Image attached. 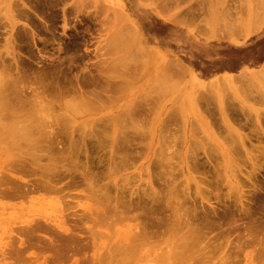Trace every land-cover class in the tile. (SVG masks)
Segmentation results:
<instances>
[{
  "label": "bare ground",
  "instance_id": "1",
  "mask_svg": "<svg viewBox=\"0 0 264 264\" xmlns=\"http://www.w3.org/2000/svg\"><path fill=\"white\" fill-rule=\"evenodd\" d=\"M145 1L143 2L145 3ZM179 1L181 0H153L152 4H157V7H154L152 11L157 15H160V17L165 20L171 21L175 24H179L181 23V21L178 17L175 18L166 14V12H168L169 9L174 5H177ZM206 1L207 4L209 2L208 5L210 7V1ZM243 1H239L237 12H243V14H241V18L239 19H242V15L244 16V19L243 21L240 20L238 26H240V24L244 25L246 33L249 34L252 31H258L264 24V7H261V5H264V0H258L259 2H257L256 0H253L255 2H253L252 0V2H248L247 0L246 2H244V4ZM25 2L32 4L31 0H0V32L2 31L0 33V147H2L0 149V153H8L13 149L15 151V154L18 152L16 155H13L14 152L9 153L11 156H9L10 158H0V161L4 159L1 163V166H3V170L7 171H0V175L2 174L1 172L5 174H2L3 177H1L2 175L0 176V199L19 201L22 203V205H24L23 201L27 200H34L32 204L37 203L36 207L35 205H31V207L33 206V208H25L26 214H28L27 217H30L31 219L27 220V224L24 227H21L17 230V232L23 237L19 238L18 246H14L10 249V258L14 259L15 262L13 264H40V258L43 257V254L51 252L53 254L51 255V259L48 261V264H68V262L75 256H79L80 258L79 260L75 259L72 264H241L243 261L245 262L246 259L247 262L249 261L248 264H252L253 262H257L258 264L264 263L263 260L260 263L261 259H264V180H262L264 178L258 180L259 178H257L255 174H252L255 171L256 167H260L264 170V166H261L262 158L244 159L243 162L246 163V160H248L251 163L252 167H250L251 170L247 173L246 179L244 180L243 178L240 180L241 176L237 175V177V172H234V169L231 170L232 166L234 167V161H230V163L232 162V165H230L229 167L231 172H233L234 174H232L233 177L231 175L224 176L222 174V172H224L225 174L226 171L220 170L222 169V166H218V158H214L216 157L214 156V153L211 154V152L215 150L213 148L212 151L211 148L205 149V153H203L206 156V162L204 161L203 163L201 162L202 159H200V156H198L200 154L197 155V152L194 151L197 150L199 145L192 151L191 148L190 151L187 150L188 155L184 156V158L173 159L171 156H168L170 154L165 155L168 152H165V149L170 145L167 144L166 146V144L163 143L165 136H162L161 134L159 135L160 138L158 137V144H162L158 145L157 149L162 148L163 150L166 147L164 149L165 153H161V151L156 152L158 155L155 154L154 157L158 156V158L161 160L159 161L158 158H154L155 160H158V162H156V164L153 162L155 165L151 162L152 165H150V170L152 171V169L154 168L152 166L154 165L156 166V170L158 168V170L161 169L162 172L160 170V172L158 170L155 172V169H153L156 174L159 172L158 174L160 175H156L155 177L154 174L153 176V174H151L153 171H150V174L152 175V177H155V180H157L156 178L159 179L157 180L159 181V183L157 181H153L154 183H158L159 186L160 183L164 184L161 187L162 189H160V191H158V189L157 191H155L153 187H148V183L150 182L149 181L147 183L148 186L146 185L147 190L143 189L142 187H145V184H143V182H147V180L145 181V179H143L146 177L147 173L144 172L145 170L147 171V167L149 164L147 166L145 165L147 169L144 168L145 166L142 167L144 170L140 168V172L141 170L144 171L143 173H141L144 174V177L142 176L143 178H141L140 180L143 186L140 185L141 187H138L139 189H143H141V192H144L141 193L138 188V190L134 188L135 191H133L132 189V185H134L133 183H139L137 181V183L135 182V177L138 176H136L137 171L135 172L136 174H132L133 176H130L126 172L129 171L128 168H130L131 163L134 165V157H136V159L138 157L134 156V154L137 153V145L142 144L144 142L142 141V139L146 136L148 138V133L145 134L146 132L143 131L145 134L144 136L141 128L143 129V127H145V125L149 123L148 121L146 122V120L149 119L150 121V119L153 118H150L151 115L155 116V114L157 113L156 111H153V109H150V104H155L156 100H151V102L153 101L154 103H150V98H153L151 97V94H149L148 96V91H145L143 95L141 94L139 96L140 98H138L139 100L137 101V103H135L134 107L131 108L132 110L128 109L129 111H126L128 115L133 117L125 116V112L120 113L121 115L119 114L121 117H119V115L116 117L117 119L118 117L120 119L123 118L122 121H120V119L118 120L120 121V124L121 122L123 123V121H126L125 123H123L125 125L121 124V126H125V128L122 127L123 129H121V126L119 124L118 125L120 127L118 129L116 128V118L113 116V118L111 116L109 117V119L112 118V120L107 119L108 117H103L102 119L97 118L98 121L100 120L99 122L97 121V119H91L92 122L94 121L92 125H95L94 128L93 126H91L92 129H88L90 128L88 126L91 123L90 119L86 121L83 120L87 117L92 118L91 114L83 115L88 108H91L92 110L88 109L89 111L87 110V112H96V109L99 110L97 105L100 106L98 102L103 99V93H105V95L109 93L108 96L106 95L107 97H109L111 92L113 93L115 90H117V88L121 87V81H123L126 76L129 75V73H122L123 70L132 69L131 72L135 74L136 68L139 67L144 69L145 71V68H147V63L145 61L147 60H149L147 61L148 64L150 60H153V62L157 64L154 65L155 67L157 66L156 70H160V72H158L159 75L162 74L161 70L166 71L164 72L165 74L169 72L170 74H167V78L168 76L174 77L177 75L176 77H178L179 79L181 78L182 80V77H185L184 75L188 76L189 74L191 78L193 77L195 78V80L197 78L194 77L193 74L189 70H187V68L183 66L182 63H180L178 60H174L168 54L161 53L160 51H153L152 49L148 50L145 46V37L142 31L139 29L138 25L136 26V23L135 25H133L129 20L126 19L124 20V22H130L129 24L131 25H128L127 22L126 25H124L125 23H123L122 19L124 17L126 18L127 15L125 16V14L123 17L120 16L119 19L121 21L120 23H122V26L118 25L121 26V28L118 27L117 29L119 31L120 28V31L122 33L125 31V34L123 35L120 32L121 34L115 36L109 43V45L105 48L106 53L110 54V56H112L116 52H119L117 51V49L120 50L122 56L120 55V53L117 55L115 54L116 56H114V60L109 59L111 60L110 63L107 62L109 61L107 60L104 61V63H101L102 65L104 64L103 67L100 64L99 68L102 67V69H99L98 71L101 74V77L104 78V84L101 81L98 82V80H94L95 76L98 75L92 74L94 76L93 77L90 74V78H94H91L92 83L93 81H95L93 85L96 84V87H98L97 90L102 88L103 92H96L95 90H93L95 87L92 89V91L90 89V92L87 89L86 90L88 92H86V90L83 91V88L87 84L86 82H84V85L81 84L83 83V78H81V82L79 77V80H77L78 78L76 80L72 78L75 81L72 79H65L66 76L64 77L63 75L66 74H58V72L61 73V71L63 70L62 68H60L61 71L60 69H57L59 67V65H57L58 61L56 60V62L51 60V57L49 59V56L47 58V55L46 58L51 60L50 62H56L55 64L58 67L56 68V66L52 65L54 63L51 64L49 62L47 65L45 64L47 67L48 65L50 66V68L48 67L47 70L46 66H42V62L44 61V59L46 61V58L43 57V61L39 59L40 62L39 60V63L36 62V65L39 66L36 67L37 70L34 69V72L32 71L33 73L30 71L32 73L30 74L27 70L29 63L24 62V60L26 58L29 59L33 54L30 55L31 53L27 51L30 55L28 57L26 55L27 53L24 52V49L22 50V46L26 45L25 42L27 41H29L27 43V46L30 45V47L31 43H37L35 39L38 40V38L40 39V37H37L36 34L41 33V31L38 32L39 29L36 30L37 33L33 31L35 29L34 25L37 24L38 26L39 24L35 23L37 21L36 19H33V15L29 12V9H33L35 7V9L33 10L37 13V10L39 9L44 11L45 5L47 3L57 4L61 1L57 0L55 2L54 0H48L47 3L46 1L42 3L41 1L37 0L32 4V6L29 5L30 8L28 9ZM202 2L204 3L205 1L201 0V3ZM222 2L225 3L226 0H215L214 3L211 4L212 6L213 4H215V6H211V8H215V13L218 14L216 16L215 13H213V17L209 16L212 20L211 22H214L213 20H216L218 17H220L222 11V14H224L226 9L225 7H222V11L217 8L218 5L224 4ZM150 3L151 1L149 2V4ZM149 4L148 6H150ZM33 5L35 6L33 7ZM153 5L151 7H153ZM199 5L197 7L203 6L202 4L200 6ZM211 8H207V11L210 12ZM219 10L221 13L218 12ZM211 12H213V9ZM211 12H206L207 16L208 14L211 15ZM64 13H66V11ZM40 14L38 15L41 18ZM225 15L227 17L226 12ZM214 16H216L217 18H214ZM226 17H223L225 18L223 19L221 15V23H219L220 21H217L213 24L219 23L220 26H223L222 23L227 24L229 21L226 20ZM238 17H236V19ZM42 18L40 20H42ZM19 19L28 22L33 19L34 22L32 23H34V28H30L32 26H30V24L32 23L27 22L30 27H23V30H21V27L20 31H15L14 29ZM66 22L67 20L64 17V32L67 27ZM232 22L227 24V26L231 24L229 27L223 26L221 28H227L225 32H229L228 29H231V27L234 25L230 30V32H234L233 29H236L238 27L237 25L235 26L237 20H235V24H233ZM42 23V29H44L45 26L44 30H47L45 32L48 33V31H50L52 27L47 26L48 21L45 22L42 20ZM219 24H216V26L214 25L215 28L219 27ZM123 25L125 26V29L123 28L124 30H121ZM8 27L10 29V33L8 31H5V33L3 30H6V28ZM41 27L36 28L41 29ZM241 28L239 29L238 27V29L235 30V33L237 30H240L241 33H244ZM55 29H52L48 33L49 35H46V39L48 38V36H50L52 31H54L52 33L55 34V37H57ZM212 29L213 28H211L210 30ZM214 30H217V28ZM218 31H215L214 33L217 34ZM4 33L6 35L7 33H9L7 35L8 37L4 36ZM43 33L44 32H42V34ZM227 35L225 34L223 36H226V38H228ZM233 35L234 33H231L230 37H233ZM223 36L221 37V39L225 38ZM243 36L245 35L243 34ZM128 37L130 38V40L128 39ZM219 37H217V39ZM54 38H48L47 40H44L43 38L39 40V43L41 40L42 43L46 41L45 43L48 46V44L53 43L52 41H55ZM49 39L52 40L50 41V43L48 41ZM74 40L77 41L78 39H73L71 41ZM130 41L131 43H127ZM78 43L79 41L77 42V44ZM46 44L44 45L45 47ZM71 44L72 43H70V46ZM59 45L61 46V43H59ZM124 47L129 49V51L135 50L137 55L133 53L132 54L136 55V59L138 57L142 60L144 59L145 61L143 60V62L145 64L141 61V59L140 63L138 62V59V63L136 62V60L131 61V58L128 60L131 55L128 56V58L127 56H123L126 55L125 53L123 54V52H125L123 51L125 49ZM43 48L44 47L42 45V51ZM68 48L69 47H64V49L66 50ZM70 48L72 49V47ZM64 49L60 48L61 51H63ZM26 50H28L27 47ZM72 50L76 51V48ZM43 52H45V50ZM65 53L67 54L68 51H66ZM126 53H128V51ZM40 55L43 56L45 54L41 53ZM23 56H26V58ZM118 56L119 58L124 57L123 59L125 60L127 58L128 61L126 60L127 62H124L125 60L123 61V59L122 61L119 58L116 59V57ZM33 57H35V55ZM36 58L42 59V57H39L38 55H36ZM133 58L134 57H132V59ZM117 60H119L123 64H120V62H117ZM132 62L134 63L132 64ZM124 63L125 65L129 63V66H123ZM130 64L132 65L130 66ZM120 65H122V67ZM117 66L121 69L117 70ZM142 66L145 68H143ZM39 68L41 69L40 71L38 70ZM57 70L59 71L57 72ZM140 71L142 72L143 70L140 69ZM186 73L189 74L187 75ZM248 73L243 71V73H241L237 77H230V75L223 79L220 77V80L218 79L215 81L207 82V84L201 83L200 86L202 89H200V93L203 90L205 93L203 95H201L203 92L200 95L199 93H197V95L202 96L200 100L207 106L209 105L210 101L215 98L214 101L219 103V106H221V111H224V102L223 104H221V97H219V95L221 96V94H218L217 96L216 93H220V91L222 90L223 99L225 97H223V95L225 94H223V92L228 91L226 90L228 87L226 85L227 83L234 84V82H240L241 84L243 83L244 85H249L250 78V80L256 78L257 82H262L264 78L262 79L260 76L264 77V64L262 65L260 71H251V74ZM139 75H141V73ZM159 75L157 76L158 79H166L165 75H160V77ZM99 77L96 78L98 79ZM163 77L165 79H162ZM244 77L246 80L244 79ZM86 78H89V76ZM100 78L99 80H101ZM243 80H245L246 83ZM89 81L90 80L88 79V82ZM247 81L249 83H247ZM252 82L254 84V81H251V85ZM87 86L88 85H86V87ZM99 86L101 87L99 88ZM234 86L236 87L235 84ZM167 87L172 91L174 90L173 88H175L174 85L170 84L161 90H164V92L167 90L169 91ZM237 87L239 88V86ZM230 88L234 90V88H232V85ZM240 89L242 88L240 87ZM196 91L199 92V89ZM159 93L158 95H160ZM169 93L171 92H167L168 95ZM67 94H69V96ZM213 94H215V97H213ZM168 95H166L165 93V95L163 94V97H166ZM65 98L70 99L69 101L71 102L68 103L67 100L66 104L70 107L74 106L73 109L75 108L74 110L76 112L70 107L66 106ZM160 98H162V96ZM62 100L64 101V103L61 102ZM182 100L185 104L186 100ZM222 101H224V99ZM254 101H258L257 98H254ZM60 104L63 105L61 106ZM76 105L80 106L76 108ZM60 106L64 108L68 107V109L66 108L67 110H69L70 108L71 112H59ZM78 108H81V111L84 109V111H82V114ZM187 109L182 108V111L185 112ZM150 111L154 114L152 113L150 115ZM177 111L178 110H176V112ZM234 111L232 112V114L236 117L237 112ZM207 112L211 114L210 110H208ZM174 113L171 112L168 121L175 122L177 120L176 113L175 115H172ZM146 115H148L149 118H147ZM129 117L132 120L131 124H129L131 121ZM135 117L140 120H144L145 117L147 118L144 121L136 119L137 125L134 126L135 128L137 127L136 130L133 127V125L136 124L134 123L136 121L134 120ZM80 119V123H77V121H79ZM114 119L115 121L113 122ZM95 120L98 123L102 122L103 120V124L108 121L109 125L99 126V124L97 126V124H95L97 123ZM110 123H115L114 126L117 129V132L116 129H114V133L111 134L112 128H110V125L112 127L113 125ZM138 123H140V125L141 123L142 125L143 123L145 124L143 125V127L142 125L140 127ZM153 123H150L148 126H153ZM86 124L88 126L87 130L84 128L86 127ZM126 124L130 128L127 127ZM131 125L133 128H131ZM126 127L127 129L129 128V131H127ZM119 129H121V131H118ZM166 129L167 128L163 127V131H166ZM148 130L150 131V129ZM227 130L237 137L238 142L242 139V135L238 133L236 129L231 127V125L228 126ZM131 131L133 132L131 133ZM154 131L155 129H153V134ZM159 133H161V131ZM136 135H140L139 138L141 137L142 139L138 140V137H136ZM141 135H143L144 137ZM161 138L164 139L162 140ZM133 139H135L134 142ZM137 140L140 141V143ZM159 140L161 143L159 142ZM135 142H138L136 148L133 147ZM232 142L230 141L231 146H233ZM240 143L241 142L237 143L238 146L241 145ZM146 144H144L143 149H147L146 147L148 144ZM162 145L165 147L163 148ZM105 148H107L108 150V158H105L106 155L102 154V150L104 152ZM230 148L231 150H229L233 151L232 153H235V156H237L238 154H236V152L238 153V150L233 149H238V147ZM2 149H5V151ZM99 149H101V153ZM148 149L150 150V148ZM141 151L144 155L143 150ZM141 151H139V153ZM192 152H196L195 154L197 156H195V154ZM261 152L264 154V148ZM262 153L261 156H264ZM100 154L103 155L102 158L103 160L106 159V161H100L102 159ZM163 154L165 155L164 158H162ZM6 156L8 157V154H6ZM94 156L95 158L98 159L99 157L100 159L95 162ZM198 157L201 161H198ZM172 160H174V162H176L175 160H180V163L178 162L180 164L179 166L182 165L180 169L184 168L185 173H187V177L185 176L184 181H186L188 184L190 182H194L192 183L194 184V186L190 183L192 187H189L191 185H187L183 181L181 183L182 185L183 183H185V187L184 185L182 187H179L180 182L177 184L176 175H173L171 173V171L176 173L175 166L177 165V162L174 163ZM226 161L228 162V160ZM209 162H213L212 164L214 166L212 167V169L206 168V163ZM173 164H175V166L172 168ZM166 166L168 167V169L166 168L165 170ZM133 167L130 169H133ZM162 168L164 169V171L162 170ZM172 169H174L175 171ZM124 172V177L122 176V178L115 179L114 176H116L117 173L120 174ZM192 172L202 174V176L198 174L199 176H201L198 177L197 174L195 175V173V176H192ZM22 176H26L30 179L24 181ZM235 176L236 179H239V181L237 180L235 186H233L232 179ZM197 177L199 178L198 180ZM255 177L257 178V181L255 180ZM162 178L164 179V181ZM220 178L223 180H221ZM107 179L110 180L108 181ZM132 179L134 180V182H132ZM105 180H107L106 183L104 182ZM223 182L228 185V189L226 193L221 194L219 191L221 189L220 186H222L221 184ZM239 183L243 185L242 187H247L246 191L242 192L243 190H240ZM158 184L156 185L158 186ZM82 185L83 188L79 193L83 194L81 197H84L87 201V207L83 215L73 220L72 223H67L66 219L68 218V214L65 215L68 205L67 200L70 198L72 191H76L80 186L82 187ZM148 188L151 189L148 190ZM34 194H36L38 196L37 198L39 199L34 198ZM43 202H49L53 204L52 207L50 206V208H52V211L53 208L54 210L56 209L57 214L53 219H50V217L47 216L48 213L45 214L46 211L41 213L36 209L39 208L38 203ZM90 202L93 203L92 206L90 205ZM214 203L218 206H214ZM4 205L6 206V203ZM14 205L16 206L17 204ZM19 205L21 207L17 205L18 208L16 209H20L18 210V212H21L24 210V207H22L21 204ZM219 206L221 207V209L218 208ZM41 207L42 206H40V208ZM27 211L29 213H27ZM13 216H15V214ZM57 218H59V221H57ZM17 219L19 218L17 217ZM83 233H85V235L87 234V236H83ZM232 237L234 238V240ZM230 238H232V240ZM31 249L37 250V254L34 255L33 259H27L26 252ZM2 256L7 257V254L4 252L2 253ZM257 259L259 262L257 261Z\"/></svg>",
  "mask_w": 264,
  "mask_h": 264
},
{
  "label": "rangeland",
  "instance_id": "2",
  "mask_svg": "<svg viewBox=\"0 0 264 264\" xmlns=\"http://www.w3.org/2000/svg\"><path fill=\"white\" fill-rule=\"evenodd\" d=\"M31 1L33 4L37 0H31ZM39 1H41L42 3L44 1H46V3H47L48 0H39ZM54 1L56 2L57 0H54ZM58 1H61V2L57 3V4L56 3L55 4L47 3L45 5L44 11L41 9L37 10L38 14H40L42 11V13L40 15H41V18L43 17L42 18L43 21H45V22L48 21L47 26L52 27V29L56 28L55 33H56L57 37H55V34L52 33L54 31L51 32L50 36H48V38H54L55 37L54 39L56 42L49 39L48 40L49 43H50V41H52L53 43L48 44V46L45 43L46 41L42 43L41 42L42 40H41L39 43L40 39H43V38H44V40L46 39V37H47L46 35H49L48 33L52 29L50 31H48V33L45 32L47 30H44L45 26H44V29H42L43 26L41 27V25L44 22L42 23V20H40L41 19L40 16L36 13V11L34 12L33 9H35V7H34L35 5H33V7H34L33 9L32 8L29 9V12L33 15V19H36L37 22H35V23H38L40 26L39 25L37 26V24L34 25V23H32V22H34L33 19L30 20V22L32 23V24H30V26L32 25L31 27L28 24L30 22L25 21V20H21V19H19L18 23L16 24V27L14 29L15 31L16 30L20 31L21 27H22L21 30H23V27L24 28L30 27L32 29L35 27V29L33 31L36 32L37 29H39L38 32L41 31V33H37V32H36L37 34L35 33L37 37L38 36L40 37V39L38 38V40L35 39L37 41V43L35 41H34L35 43L33 42L34 44H32L30 42L32 49L29 45L30 43L28 44L29 46H27V43L29 41H27V42L24 41L26 43V45H24L25 47L22 46L23 47L22 50L24 49V52L27 53L26 55L28 57L33 54L32 56H30L29 59H27L26 56H23L27 59V60L25 59L24 62L29 63L28 67L26 66L28 73L32 74L34 72V69L37 70L36 67H39V66L36 65V62H38L39 59L43 61V59L46 58V55H47V58L49 56V59L51 57V60H53V61L57 60L58 61L57 65H59V67L56 66V64H55L57 61L56 62H50L51 60H49L47 58H46V61L44 59L45 63H44V61L42 62L43 67L46 66L49 62L51 64L54 63L52 65L56 66V68L58 67L57 69H60V68L63 69L62 71L60 69L61 73L58 72L59 70H57V72H58V74H62V75H63V73L66 74V75H63L64 77L66 76L65 79L74 78L76 80L79 77L80 82H81V78H83V81H82L83 83H81V84L84 85V82H86L87 84L86 83L85 84L89 86V87L88 86L86 87V85H85V87L83 86L84 87V88L82 87L83 91L86 89L88 91L91 89V91H92V89L95 87L96 89L94 88L93 90H95L96 92L97 91L103 92L102 88H100L101 86H99L100 89L97 90L98 87H96V84L93 85L95 81H93V83H92L91 78L94 79L93 78L94 74L98 75V76H95L94 80H96V81L98 80V82L101 81L103 84L105 83L104 78L101 77V74L99 73L98 70L102 69V67L104 66V64L102 65L101 63H104V61H107L109 59L114 60L115 59L114 56H116L117 54L120 53V50L117 49V51H119V52H116V50H115L116 55L113 54L112 55L113 57H112V56H110V54L106 53L105 48L109 45V43L112 41V39L115 36L122 33L120 31L122 23H120L121 21L119 18H120V16L123 17L125 14V16L127 15L126 18L124 17L122 19L123 23H125L124 25H126V22H127V21L124 22L125 19L129 20L131 22V24H133V25H135V23H136V26L138 25L139 29L142 31V33L145 37L144 38L145 44H146L145 46L147 47L148 50L152 49L153 51H157V52L160 51L161 53L168 54L174 60H178L180 63H182L183 66H185L187 68V70H189L193 74V76L197 78L195 80V78L192 77L193 78L192 79L189 73H188L189 75L186 73L188 76H186V75H184L185 77L180 76V77H182V80H181V78L179 79L178 77H176L177 75L174 77L170 75L171 77L168 76V78H167V74H170V73L168 72L167 74H165L164 72H166V71L161 70L162 74H160V75L161 76L165 75L166 79L164 77L162 79H165V80L158 79L157 76L159 75L158 72H160V70H156L157 66L155 67V65H157V64L155 62H153V60H150V62L148 64L147 61H149V60L145 61L143 59L148 64V65L146 64L147 68H145L146 67L145 65H144L145 67L142 66L143 68H145V71H144V69L139 68V67L136 68V71L137 70H139V71H137V72L135 71V74L133 72H131L132 69L123 70L122 73H129V75L126 76V78L123 81H121V84L119 82L121 87L117 88V90H115L113 93L111 92V94L109 95V97L111 96L110 98L107 97L109 93L106 94L107 96L105 95V93H103L104 94L102 97L103 99L98 102L100 104V106L97 105L98 109L100 111L96 109V112H94V111L87 112L88 109H91V108H88L86 110L87 113L85 112V114H83V115L91 114V116H92V118L87 117L86 119H83L85 121L89 120V119L91 121V119L94 120L97 118L102 119L103 117L104 118L108 117L107 119H109L110 116L111 117L113 116L116 118L122 112H125V116L128 117L130 115H128L126 111L132 110L131 108H133L135 103H137V101L139 100L138 98H140L139 96L141 94L143 95V93L145 91L146 92L148 91L147 92L148 96H149V94L152 95L151 97L153 99L150 98V100H149V98H148L150 103H154L153 101L151 102V100H156L155 104H150V106L152 107V108L150 107V109H153V111H156L157 113L155 112L156 113L155 116L154 115L152 116L151 114L153 112L150 111L151 112V113H149L151 115L150 118L153 117L152 119H150V121H149V119L146 120L147 118H149V116H148L149 114L146 115L147 118L145 117L144 120H146V122L148 121L149 123H147V125H145V127H143V125L145 123H143V125L141 123V125L143 127V129L141 128V131L146 132L145 134L148 133L147 134L148 138L146 136L145 137L146 140H145V138H143L144 139L143 140L141 137L139 138L140 135L139 136L136 135V137H138V140L142 139V141H144L145 143L143 142L142 144L137 145L138 142L140 143V141H138V140H137L138 141L137 143L136 142H135V144L133 143L134 144L133 147L136 148L138 146L139 148H141V149H139L138 147L136 148L137 153H139V151H141V150H143V153H144V155H143L142 151L139 154H137L135 152L137 155L134 154V156H138V157L136 159V157L133 156L135 158V159H133V162L135 160L134 165L132 163H131L132 165L130 164V168H132L133 166L134 167H133V169L128 168L129 171L126 172L131 176L132 174H134L137 171L136 172L137 174L136 173L135 174H136V176L138 175L137 176L138 179H137V177H135V176L134 177H135V182L137 181L139 183H137V182H136L137 184L133 183L134 184V185H132L133 187L131 186L133 191H135L134 188H136V190H138L141 186H143V184H145V187L143 186L142 188L145 190H147L146 185L148 186V184H149L148 187H151V188L153 187V189H155V191H157V189H158V191H160V189H162L161 187L163 186L164 183L163 184L160 183V186H159V184H158L159 181H157L159 179L156 178L157 180H155L156 175H160L158 173L161 171V169H159L160 170L159 171L157 168V170L159 172L156 174L155 172L157 170L155 169L156 166H154L156 164V162H158V160L160 161L161 159H159L158 156L157 157H154V156H155V154L158 155L156 153L158 151H161V153L164 152V149L166 148L165 146H163L164 144H166V146H167V144L170 145L169 146L170 148L168 147V148H166L167 150L165 149V152L168 151L165 155L170 154L168 156H171L173 159L174 158H184V156L188 155L187 150L190 151V148H191V151H192L194 148L196 149L199 145L200 148L198 147L197 150H194V151L197 152V153L195 152L197 155L200 154L198 156H200V159H202V161L199 159V157L197 159H199L198 161H201L202 163L204 161L206 162V156L204 155L205 149L211 148V151H212V148H213L215 150H213V152H211V151H209V152H211V154L214 153V156H216V157L213 156L214 158H218L217 159L218 166L219 165L222 166V167L220 166L222 168L220 170L226 171L225 174H224V172H222V174L224 176L225 175L226 176H228V175L232 176L233 172H231V170L234 169V172L235 171L237 172L236 176L237 175L241 176V178L239 177L240 180L243 178H244V180L246 179V175L248 172H250V170H251L250 167H252L251 163L248 160H246L248 163L243 162L244 159L262 158L261 159L262 160L261 166H264V156H261V153H262L261 151L264 148V79H263L264 77L260 76L263 79L262 82L260 81L261 79L259 80L260 82H257L256 78L253 80H250L251 78L249 77L250 79L249 78L248 79H249L250 83H251V81H254V84L252 82V85L248 81H247V83H249V85H244L243 83L241 84L240 82H234L236 87L234 86L233 83H230V84L227 83L226 85L228 87L226 85L225 86L227 87L226 90H228V91L223 92V94L225 93L223 95V97L225 96L223 98L224 101H222L223 100L222 99V90L220 91V93L219 92L216 93L217 96H218V94H221V96L219 95V97H221V99H220L221 104H223V102H224V104H223L224 111H221V106H219V103L214 101L215 98H213V100L211 99L212 101H210L209 105L207 106L205 103H202V101L200 100L202 96H199L202 92L203 93L201 95H203L205 93L204 90L203 91L201 90L202 92L200 93V89H202L200 86L201 83L207 84V82L218 80L220 77L223 79V78L228 77L230 75H231L230 77H232V76L237 77L241 73H243V71H245L247 73L249 72L248 74H251V71H257V70L260 71L262 65L264 64V24L261 26V28L258 31H255V32L252 31L249 34L246 33L244 25L240 24V26L242 25L241 26L242 28L240 26H238L240 23V20L243 21V19H244L243 15H242V19H239V18H241V14H243V12L242 13L237 12L240 0L239 1L238 0H226L225 3L222 2L225 5L220 4L221 7H220V5H218L217 8H219L221 10L222 7H225L226 8L225 12L227 13V17L225 15V12H224V14H222L223 13L222 10H221L222 13L220 12V10L218 11L219 13H221L222 18L226 17V20L229 21L228 23H231L233 21L232 22L233 24H235L234 22H235V20H237L235 26L237 25L239 27V29L241 28V30L244 31V33L243 32L242 33L245 36H243V34L241 33L240 30L236 31L237 34L235 33V30L238 29V27L236 29H233L234 32H230V30L233 28L234 25L231 27V29H228L229 32L228 31L225 32V30L227 28H225V29L221 28L223 26L224 27L227 26L228 23L227 24L225 23L226 25L224 23H222L223 26H220L219 23H221V18H220L221 15H220V17L217 18L216 16L218 14L215 13L216 9L211 8V6H212L211 4L214 3L215 0H208V1H210V7L208 5L209 2L207 4L206 0H203V1H205L204 3L203 2L201 3V0H181V1H179L177 5H174L172 8L169 9L168 12H166V14L171 16V17H175V18L178 17L181 21V23H179V24H175L171 21L165 20L162 17H160V15H157L156 13H154L152 10L154 7L155 8L157 7V4L153 5L152 4L153 0H149V1L148 0H146V1L145 0H119V1L118 0H58ZM143 1H145V3ZM150 1H151V3L149 4ZM198 1H199V3H198ZM241 1H243V0H241ZM246 1H243V4ZM252 1L248 0V2H252ZM256 1L259 2L258 0H256ZM253 2H255V1H253ZM25 3L27 4V9L30 8V6H32L31 3H27V2H25ZM200 3L203 6H200L201 5ZM148 4L150 6H148ZM152 5H153V7H151ZM198 5L200 7H197ZM226 5H227V7H226ZM214 6H215V4H213L212 7H214ZM243 6H245V5H243ZM262 6L264 7V5H261V7ZM205 7H206V10H205ZM207 8H211V11L213 9V12L210 11L211 15L208 14V16H207L206 12L210 13L209 11H207ZM223 10H224V8H223ZM65 11H66V13H64ZM203 11H206V12H203ZM116 13H117V15H116ZM213 13H215V15H216V16H214V18L215 17L217 18L216 20H213V21L214 22L220 21L219 23H216L217 25L219 24V27H216L217 30H214V29H216L215 28L216 24H213L214 22H211L212 20L209 17V16L213 17V15H214ZM64 14H65V16H64ZM238 14H240V15H238ZM205 16H207V17H205ZM64 17L67 20V22H66L67 27H66L65 32H64ZM236 17H238V18L236 19ZM214 18H212V19H214ZM223 19H225V18H223ZM38 20L41 22H39ZM230 20H231V22H230ZM53 21H54V23H53ZM117 21L119 22V24ZM242 21H241V23H242ZM130 22H127L128 25H131V24H129ZM33 25H34V27H33ZM118 25H121V26H118ZM124 25H123L121 30L125 29ZM230 25L231 24H229L227 27H229ZM36 27H41V29L36 28ZM118 27H120L119 31L117 30ZM211 28H213V29L210 30ZM218 28H219V31H218ZM220 30H222L226 35L228 33L229 36L227 35V37L229 39L226 38V36H223L225 34ZM3 31L9 32L10 29L8 27V28H6V30H3ZM15 31H13V32H15ZM215 31H218V33L216 32L217 34H215L214 33ZM238 31H240V32H238ZM42 32H44L45 34L44 33L42 34ZM124 32L122 33L123 35L125 34ZM221 32L223 33V35ZM9 33H7V35ZM231 33L232 34L234 33L233 37L232 36L230 37ZM7 35L5 34L4 36H7ZM44 35H45V37H44ZM129 35H130V33H129ZM1 36H2V34H1ZM70 36H72L73 39H76V40L78 39V40L77 41H75V40L71 41L73 39ZM222 36L225 37L226 39L222 38L223 39L222 40L221 39ZM129 37H128V39L130 40ZM217 37H219L220 39L219 38L217 39ZM57 38L60 40H58ZM69 38H70V41H69ZM124 38H125V36H124ZM2 39H3V37H2ZM78 41H79V43L77 44ZM75 42H76V44H75ZM44 43L46 44V47L44 46L45 45ZM59 43H61V46L59 45ZM70 43H72L71 46H70ZM127 43H131V41L127 42ZM41 44L43 45V47H44L43 51L45 50V52L42 51V45ZM26 47L28 50H26ZM59 47L63 48V49H64V47H69V48L67 50L64 49L63 51H61ZM70 47H72V49L76 48V51L72 50ZM77 47H79V48H77ZM30 49L32 50V52ZM57 49H58V51H57ZM69 49H70V51H69ZM126 49L127 48H125L123 50L125 52L122 51L123 54L124 53L126 54L123 56H125V57L127 56V58H128V56L131 55L128 58V60L131 58V61L136 60V62H137V59H138L139 60L138 62L140 63L141 58L138 57L136 59L137 53L135 52V50L129 51V49H127V50ZM38 50L41 52H39ZM27 51L31 54L29 55V53ZM66 51H68L69 54L68 53L66 54L65 53ZM127 51L129 53V55H128V53H126ZM37 52H39V53H37ZM41 53L45 54V55L42 56V55H40ZM132 53L136 54V55H133ZM34 55H35V57H33ZM36 55H38L39 57L41 56L42 59L41 58L37 59ZM120 55L122 56V53H120ZM132 57H134V58L132 59ZM117 58H119V56L116 57V59ZM123 58L124 57L119 58V59L122 61ZM127 58H126V60H127ZM40 60H39V62H40ZM111 60H109L107 62L110 63ZM124 60L125 59H123V61ZM126 60L124 62L128 61V60L127 61ZM143 60L141 59L142 62H143ZM118 61L119 60H117V62ZM133 63L134 62H132V64ZM69 64H70V66H69ZM100 64L102 66L101 68H99ZM120 64H123V63L120 62ZM132 64H130V66ZM29 66H30V68H29ZM31 66L33 69L31 68ZM40 66H41V63H40ZM120 66L122 67V65H120ZM123 66L127 67V66H129V63H127V65H125V63H124ZM134 66H135V64H134ZM48 67L50 68L49 65H48ZM48 67L46 66L47 70H48ZM51 67H53V66H51ZM136 67H137V65H136ZM28 68L31 70H29ZM118 69H121V68H118V66H117V70ZM140 69L143 71L141 72ZM38 70L40 71L41 69L39 68ZM30 71L31 72L33 71V72L31 73ZM140 73H141V75H139ZM90 74L91 75L93 74L92 75L93 77L90 78ZM142 74H144V75H142ZM35 75H36V73H35ZM160 75H159V77H160ZM88 76H89V78H86ZM96 77H99L101 80H99V78L97 79ZM245 77H244V79H245ZM79 78L77 80H79ZM74 79H72V80H74ZM88 79L90 80L89 81L90 83L88 82ZM245 80H243V81L245 82ZM170 84L174 85L175 88H173L174 90L172 91L167 87L169 89V91L171 92L168 95L167 94V92H169L168 90L164 92V90H161V89H163L164 87H166L167 85H170ZM231 85H232V88H234V90L230 88ZM237 86H239V88ZM240 87L242 89H240ZM194 88H195V90H194ZM198 89H199V92L196 91ZM87 90H86V92H88ZM149 91H150V93H149ZM195 91H196V93H195ZM158 93L160 95H158ZM165 93L168 96L163 97V94L165 95ZM197 93H199V95H197ZM67 95L69 96V94H67ZM70 96H72V95H70ZM161 96H162V98H160ZM193 96H194V98H193ZM213 97H215V94H213ZM219 97H218V99H219ZM70 98H72V97H70ZM254 98H257L258 101H254ZM65 99H66L65 104H66L67 100H68V103L71 102V101H69L70 100L69 98H65ZM182 99L186 100L185 104H184V101ZM63 100H64V97H63ZM63 100L61 102L64 103ZM186 104H187V106H186ZM60 105L62 106L63 104H60ZM61 106H60L59 112L69 113V112H71L70 111L71 109L72 110L75 109V108L73 109L74 106L70 107L67 104H66V106L70 107L71 109L69 108V110H67L68 107L64 108ZM79 106L80 105H76V108ZM100 108H102V109H100ZM182 108H184V109L188 108V109L184 112V111H182ZM173 109H174V112L176 113V117H177V120L175 122L174 121H168L169 115H171V112L174 113ZM176 110H178V111L176 112ZM208 110H210L211 114H209L207 112ZM82 111H84V109ZM82 111L80 110L81 114H82ZM233 111L237 112L236 117L233 116V114H232ZM175 113L172 115H175ZM222 113H224V114H222ZM120 115H119V117H121ZM119 117H118V119L116 118V121H115V119L113 120V122L115 121V123L117 124V125H115L117 129L121 126V124L126 122V121L125 122L123 121V123L121 122V124H120V121H122L123 118L120 119ZM130 117H133V116H130ZM130 117H129V119L131 120ZM112 118H110L109 120H112ZM119 119H120V121H118ZM136 119H138V118L135 117L134 120H136ZM130 120H128V121H130ZM138 120H140V119H138ZM141 120H143V119H141ZM80 121H81V119L79 121H77V123H80ZM97 121H98V119H97ZM104 121H107V120H104ZM98 122L95 123V124H97V126L99 124H100L99 126H103V125L108 126L109 125L108 121L104 124H103V120L100 123H98ZM131 122H132V120L130 121V123L129 122L128 123L131 124ZM204 122H206V123H204ZM93 123H94V121L93 122L91 121L90 125H88L90 128H88L87 124H86V127H84V128L86 130H87V128L92 129L91 126H93L92 125ZM134 123H136V124L135 125L132 124L133 127L137 125V120ZM150 123L151 124L153 123V126H148ZM110 124H112L114 128L110 125V128H112V133L111 132H108V133L113 134L114 133L113 130L116 128H115L113 123H110ZM138 124L141 127L140 123H138ZM123 125H125V124H123ZM123 125L121 126V129H123L122 127L125 128V126H123ZM132 125H131V128H133ZM229 125H231V127L236 129L238 131V133H240L242 135L241 136L242 139L240 138L241 140L239 141V142H241L240 143L241 145H239L240 147L237 144V143H239L237 141L238 140L237 137L233 133H231L227 130ZM126 126H127V124H126ZM94 127H95V125L93 126V128ZM127 127H129V126H127ZM127 127H126V129H127ZM151 127H153V128H151ZM163 127L167 128L166 131H163ZM129 128L127 129V131H129ZM117 129H116V132H117ZM121 129H119L118 131H121ZM134 129L136 130L137 127L136 128L134 127ZM148 129H150V131ZM153 129H155L154 134H153ZM159 129H160L161 133H159L160 132ZM109 131H110V129H109ZM123 131H125V130H123ZM132 132L133 131H131V133ZM134 132H137V131H134ZM144 132H143V134H144ZM131 133H130V135H131ZM145 134H144V136H145ZM161 134H162V136H165L164 138L166 139L165 140L163 138L164 144L162 146H163V148L165 147L163 150H162V148L157 149L158 145L162 144L160 142V140H159V142L161 144H158V137ZM118 135H121V134H118ZM141 136H143V135H141ZM134 140L135 139H133V142H134ZM229 140L231 142L233 141L232 142L233 144L231 143L233 146L230 145ZM165 141H166V143H165ZM235 142H236V144H235ZM144 144L147 145V147L145 146L147 149H143ZM234 144H235V147H234ZM4 146H6V145H4ZM230 147H233V148L238 147V149L232 148L233 150H238V153L236 152V154H238L237 156H235V153H232L233 151H230L231 150ZM1 148L2 147H0V149ZM148 148H150V150ZM2 150L5 151V149H2ZM144 150H145V152H144ZM99 151L101 153V149H99ZM12 152H14L13 155H16L18 153L17 152L15 154L14 149L12 151L10 150V152H8V153H6V152L2 153L1 152L0 158L1 159L4 157H5L4 159L10 158L11 156L9 153H12ZM152 152H153V154H152ZM4 153L8 154V157ZM107 153H108L107 148H105L104 152L102 150V154L106 155L105 158H108ZM192 153H194V152H192ZM196 154H195V156H197ZM13 155H12V157H13ZM165 155L163 154L162 158H164ZM189 155H190V153H189ZM102 156L103 155H101V158H102ZM96 157H98V156H96ZM226 157H227V159H226ZM146 158H149V159H146ZM154 158L155 159L158 158V160H155ZM160 158H161V156H160ZM230 158L233 160H231ZM94 159H95V162H97L98 159H100V158L98 157V159H97L94 156ZM222 159H223V161H222ZM3 160L0 161V168H1L0 171L7 172V171L3 170V166H1V163ZM102 160H103V158L100 161H102ZM136 160H137V162H136ZM150 160H153V161H150ZM226 160H228V162ZM103 161H106V159ZM172 161L174 162V160H172ZM175 161L177 162V165L175 166V164H173V166L172 165L171 166H172V168L175 166L176 173L172 172V171H171V173L173 175H176L177 184L180 182L179 187L180 186L182 187L183 185L185 187L186 184L189 185L190 183L191 184L194 183V182L188 181V182H190L188 184L186 181H184L187 173H185L184 168H182L183 170L180 169V167H182V165L179 166L180 160H175ZM230 161H234L233 162L234 167L232 166L231 170L229 169L230 165H232V162L230 163ZM151 162H152V164L155 163L152 166V167H154L153 169H155V172L152 169V171L154 173L150 170V165H152ZM176 162H174V163H176ZM209 163H206L207 164L206 168L212 169V167L214 166L212 164L213 162L212 163L209 162ZM145 165L146 166L148 165V167H147L148 169L146 168ZM142 167L147 169V171L146 170H145V172L142 171V170H144ZM140 168H142L141 172H140ZM163 168H162V170L164 171ZM166 168L168 169L167 166L165 167V170H166ZM223 168H224V170H223ZM172 170H174V169H172ZM150 171L152 172L151 174H153V176L155 174V177H152V175L150 174ZM143 172L144 173L147 172L145 178H143L144 174H141ZM1 173L3 174V172H1ZM194 173H195V175L197 174L198 177L202 176V174H199L196 172H192V176H195ZM124 174H125V172L120 173V174L117 173V175L114 177H115V179L122 178V176L124 177ZM198 174L201 176H199ZM252 174H255V176L257 178H259L258 180H261V178H264V170L260 167H256L255 171ZM3 175H5V174H3ZM3 175L1 177H3ZM236 176L232 179L233 186H235L237 180L239 181L238 178L236 179ZM198 177H197V180L199 179ZM256 177H255V180L257 179ZM22 178L24 181H27V179H30L26 176L25 177L22 176ZM141 178L145 179V181L147 180V182L146 183L143 182V184H142V182H140ZM107 180H105L104 182L106 183ZM221 180H223V179H221ZM262 180H264V179H262ZM153 181H157L158 183H156V182L154 183ZM163 181H164V179H163ZM183 181L186 184L183 183V185H182L181 182H183ZM132 182H134L133 179H132ZM161 182H162V180H161ZM153 184H155V185H153ZM156 184H158V186ZM192 185L194 186V184H192ZM192 185L189 187H192ZM221 185L222 186H220L221 189L219 192L221 194H224L227 192L228 185L225 182H223ZM242 186L243 185H241L239 183L240 190L241 191L243 190L242 192L246 191L247 187H245V186L242 187ZM249 186H250V184H249ZM80 187L76 191H72L70 198L67 200V202H68L67 212H65V215L68 214V216H67L68 218L66 219L67 223H72L73 220H75L79 216L83 215V213L85 212V209L87 207V205H86L87 201L85 200L84 197H81L83 194L79 193V192H81L80 190L83 188V185L81 188ZM151 188H148V190ZM183 188H181V189H183ZM141 189H139L140 192H141ZM142 192H144V191H142ZM147 193H148V191H147ZM34 195H35L34 198L38 197L36 194H34ZM37 199H39V198H37ZM33 201H31V200L23 201L24 205H22V203L19 201H10L7 199H0V202H1L0 203V264H13V263H15L14 259L10 258L11 256L9 255V252H10V249L12 247L18 246L19 238L23 237L22 235H20L17 232V230L20 229L21 227H24L27 224V220L31 219L30 217L29 218L27 217L28 214H26L25 208L29 209L31 207V205H35V207H36L37 203L32 204ZM212 202H214V201H212ZM5 203H6V206L4 205ZM14 204H17L18 206H20L19 204H21L22 207H24L23 211L25 213L23 211L18 212V210H20V209L17 210L16 208H18V206L17 205L15 206ZM92 204L93 203L90 202L91 206H92ZM38 205H39L38 206L39 208H36V209L38 211H40L41 213L46 211L45 214L48 213L47 216L50 217V219H53L56 216V214H57L56 209L54 210V208H53V211H52V208H50V206L52 207L53 204H51L49 202H47V203L43 202V203H38ZM40 206H42V207L40 208ZM214 206L217 207L218 205L215 204ZM54 207H55V205H54ZM13 208H14V210H13ZM31 208H33V206ZM207 208H210V207H207ZM218 208L221 209L220 206ZM21 210H22V208H21ZM21 213H24V214H21ZM27 213H29V212L27 211ZM14 214H15V216L16 215L17 216L16 217L13 216ZM17 217L19 219H17ZM57 221H59V218H57ZM83 236L86 237L87 234L85 235V233H83ZM232 238H230V239L232 240ZM233 240H234V238H233ZM4 252L7 254V257L2 256V253H4ZM36 254H37V250H35V249L28 250L26 252L27 259H33L34 255H36ZM52 254H53L52 252L51 253H44L43 257L40 258V264H46V263L48 264V261L51 259ZM79 258H80L79 256L78 257L75 256L74 258H72V260H70L68 262V264H72L75 259L79 260ZM262 260L264 262V259H261L260 263L262 262ZM257 261H258V259H257ZM248 262L246 259L245 262L243 261L241 264H245V263L248 264ZM256 263L257 262H255V263L253 262L252 264H256ZM262 264H264V263H262Z\"/></svg>",
  "mask_w": 264,
  "mask_h": 264
}]
</instances>
